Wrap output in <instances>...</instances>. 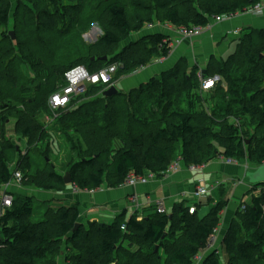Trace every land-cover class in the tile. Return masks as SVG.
<instances>
[{
    "label": "trees",
    "instance_id": "16d2710c",
    "mask_svg": "<svg viewBox=\"0 0 264 264\" xmlns=\"http://www.w3.org/2000/svg\"><path fill=\"white\" fill-rule=\"evenodd\" d=\"M151 2L143 7L151 13L159 12L161 24L190 28L207 26L213 15L245 13L264 0H199L197 10L187 11L179 0ZM12 7L11 0H0V124L16 119V132L30 146L43 139L44 125L38 118L53 114L50 97L62 88L69 69L83 65L95 72L119 64L110 84L87 88V104L71 107L74 99L56 111L65 140L80 158L69 170L77 189L96 190L105 180L109 187L117 188L130 173L163 177L178 158L188 167L204 166L218 157L241 162L247 138L239 126L227 120L220 124L215 116L201 112L193 116L180 108L186 103L180 97L200 87L199 81L188 75L184 58L161 79H155L151 95L144 86L129 96L119 92L104 97L103 92L118 79L171 55L172 39L155 33L132 41L110 58L132 32L153 26V16L139 19L134 26L126 0H23L13 39L11 31L3 30L10 24ZM94 24L99 25L102 34L96 42L86 43L82 36ZM104 56L107 61L101 59ZM24 66L44 75L32 78L24 72ZM209 75L219 76L214 85L220 90L224 91L225 81L241 98V104H229L227 110L231 113L238 107L256 125V139L249 144V154L255 164H264V30H248L227 60L212 57L204 78ZM28 77L34 88L22 82ZM52 78H60L63 83L49 85ZM176 99L180 100L175 104L172 101ZM188 106L194 107L190 102ZM213 126H220V131H212ZM1 135L6 136L5 129ZM116 140L122 147L116 148ZM13 147L0 146V186L12 179L7 150ZM21 168L26 171L23 181L30 178L37 188L61 191L66 187L64 175L55 169L29 173V160H23L17 169ZM261 188L252 204H244L245 210L240 207L232 221L223 241L226 260L216 250L203 264H264V184ZM12 195V206L0 215V264H57L64 250L67 264H162L161 251L163 264H195L196 257L216 236L227 206V201H220L202 218L197 212L191 214L188 206L176 209L172 215L155 213L143 220L128 217L124 211L112 224L94 221L76 229L80 223L76 204L58 210L49 208L44 218L36 221L34 198Z\"/></svg>",
    "mask_w": 264,
    "mask_h": 264
},
{
    "label": "crops",
    "instance_id": "0c3cea01",
    "mask_svg": "<svg viewBox=\"0 0 264 264\" xmlns=\"http://www.w3.org/2000/svg\"><path fill=\"white\" fill-rule=\"evenodd\" d=\"M161 28L158 27L157 30L150 28L149 31L143 29L144 36L141 38L159 32L164 33V28L167 29L165 33L171 35L172 38L171 55L167 58L156 59L136 73L118 79L115 86L119 92L135 88L148 82L151 78L161 79V76L173 69L182 58L186 59L187 63L189 61L190 67L194 68L195 72H201V77H204L212 57L224 61L225 56L232 48L233 41L239 40V43L243 35L250 29L264 30V14L252 16L246 12L240 13L214 26L211 30L205 31L202 35L192 38L180 36L177 27L170 24ZM115 143V146L119 144L116 148L122 147L120 141L117 140ZM53 145L57 147V143ZM54 148L50 146L53 151ZM259 166L258 164L248 165L242 161L228 163L225 157H218L201 166L197 172L190 171L188 166L182 163L181 168L176 172L166 173L163 177L155 176L147 183L136 185L123 184L120 187L111 188L105 180L102 187L96 190H80L71 184L66 185L61 191H46L36 188V190L27 191V194L24 192V187L13 186L4 188V192L23 193L22 195H31L40 202L49 201V208L55 210L76 204L80 212L79 222L88 226L94 221L112 224L124 211L128 212V217L143 220L158 213L156 202L159 200L165 201L169 215H172L178 208L196 206L197 214L202 218L210 212H208L210 207L200 211L199 206L207 198L212 200L208 195L212 190L219 189L220 197H217V200H212L213 204L227 201V206L222 212V220L216 236L212 239L209 247L196 257L195 264H203L204 260L216 250L221 251L222 260H226L223 241L238 209L245 206L244 204H252L253 198L261 193L262 185L257 187L258 185H252L247 180V172L254 171ZM11 167L13 170L14 166ZM198 179H203L209 188L208 197L200 200H197L193 194ZM224 188L227 190L222 192ZM191 201L193 204L190 203ZM161 253L163 254V251ZM62 261L64 262L63 258Z\"/></svg>",
    "mask_w": 264,
    "mask_h": 264
},
{
    "label": "rangeland",
    "instance_id": "374dc122",
    "mask_svg": "<svg viewBox=\"0 0 264 264\" xmlns=\"http://www.w3.org/2000/svg\"><path fill=\"white\" fill-rule=\"evenodd\" d=\"M22 1L23 0H11L12 6H13L12 7L13 16L11 17L9 26L3 28V30L15 32V30L18 29L16 27V24L18 22L17 17L21 16L23 12V7H21ZM126 2L128 3V7H129L128 17L134 26L139 24L138 22L139 19L141 18L148 19L150 16L154 17L155 24L153 26L146 27L145 29L147 31H149L150 28L152 30H157L158 27H162L161 29H163V27L166 25V24H161V22H159V12L154 11L153 13H151L150 11L148 12L144 9L143 6L152 4L151 0H126ZM179 2L181 5V8L185 11L190 10V9L197 10L200 6L199 0H179ZM98 12L99 10H96V13ZM142 32H144V30L132 32L127 38L124 39V41L118 47H116L115 52H113V54L110 55V58L111 57L114 58L121 50H123V48L129 45L132 41L140 40L141 37L144 36ZM165 32H167V29L164 28L163 34H166ZM177 32L181 36L179 32V28H177ZM101 34H102V30L99 27V25L94 24L89 31L83 34L82 39L86 43H94L98 40ZM168 36L171 38V35H168ZM238 41L235 40L232 42V48L230 52H228L227 55L225 56V60H227L236 51V46H237ZM50 58H51V55L50 53H48L47 59H46V64H48V66L50 63ZM184 64H185V67L187 65L188 75L193 77L195 82L199 81L200 87L198 89H192L191 91L186 92V94L180 97V99H184L186 101V103H184L180 108L185 111L190 112L193 116H196L198 113L201 112V113L207 114L208 116H215L216 119L218 120V123L220 124H225L224 120H227V121H230L232 124L239 126L241 128L243 137L247 138L246 153L241 158V161L242 163H245L248 165L255 164L250 158L249 144L252 140L256 139V135H255L256 125L253 124L251 121V118L248 115H244L243 112L238 109V107L235 108L231 113H229L227 110L228 109L227 106H229V104H233V103L241 104L242 100L241 98L238 97L239 95H236V94L234 95L232 93V90L230 89V87L225 81L223 82L224 91L220 90L219 87H217L216 85H214L213 87L209 89H204L203 88V78L204 77H201L202 75L201 72H198V71L195 72L194 68L190 67L189 61L188 63L187 61H185ZM24 70H25L24 72L32 78H37L36 76L41 77L42 75H44V73L40 74V72H36V73L32 72V69L28 66H24ZM116 72L117 71L113 73L112 75L113 77L117 75ZM53 76L54 75L51 74V77ZM211 76L212 75H210V78ZM32 78L28 77V79L26 78L22 82L34 88L35 85L31 83ZM155 79L151 78L148 82L142 83L135 88L127 89V90H120V92L124 93L125 95L127 94V96H129L133 91L145 86V89L147 88L150 90L149 94L151 95V93H153L151 92V90L155 84V81H156ZM50 80L51 81L49 85H53L54 83H56V85L59 86L61 83H63L61 82L60 78L57 81L56 80L54 81L53 78ZM218 80H220V78ZM218 80H216L215 82H217ZM32 95H37V93L33 92ZM84 95L85 94L81 95L80 97H77L76 102L73 101L71 103V107L76 106L78 104L81 106L84 104H87V102H89V99L85 98ZM180 99H176L175 101L173 100L172 102L176 104V102H179ZM189 102L193 103V106H194L193 108H190L188 106ZM163 105L165 106L166 103H164ZM154 109L157 110V107H154ZM47 117L48 116L46 117L41 116L38 118V121L40 122V124L44 125V136H43V139L39 143L33 146H30L28 144L27 139L24 138L22 134H19L16 132V119L11 118L9 122L5 124L4 126H1L0 124V142H2L0 143V146L2 147L4 144L6 145L12 144L14 146L13 147L14 149L7 150V153H8L7 156L9 157V162L11 166H14L15 168H19L23 160H29L32 164V169L30 170L29 173H34L37 169H42V170L46 169V171L55 169L65 176L66 173L69 172L71 164L78 161L80 158H79L78 152L71 151L70 144L65 140L64 134L61 132L62 125L58 123L59 118L53 119V118H50V117L47 118ZM226 117H228V119H225ZM2 129H5V135H6L5 137L1 135ZM211 129L214 132H219L220 126H213ZM54 143H57V147L56 145H53ZM209 145L210 143L207 142V146ZM50 146H52V148L55 147L54 151L50 149ZM116 146H119V144H117ZM219 150L224 151L221 147H219ZM19 170H21L23 175H25L26 171L24 169L21 168ZM192 172H197V171H192ZM29 179L30 178H27L26 181L24 180L21 184L14 182V183H11L10 186H6V185L0 186V197L5 193L4 188L6 187L8 188H11L13 186L24 187L25 193H27V191L30 192L32 189L36 190L37 187L31 184ZM223 190H227V189L226 188L222 189V192ZM15 194H23V193H14V195ZM220 194L221 193L219 189H215V190H212L211 194H209L208 196L211 197L212 200L214 199L217 200V197H220ZM212 200H210L209 198H207V200H203L202 202L203 204L199 206L200 211L201 210L203 211L204 209L210 207L208 210L209 212L211 208L215 205L213 204ZM190 203L193 204L192 201ZM49 204H50L49 201L40 202L38 201L37 198L34 199V208H35L34 219L36 221L44 218L45 212L49 208ZM127 245L128 243H126V246ZM64 255H66V250H64L63 254L58 258L57 264H67L65 261L64 262L62 261V258L64 259ZM117 256L118 255H116V257ZM161 256H162V264H163V262L165 261V256L163 254H161Z\"/></svg>",
    "mask_w": 264,
    "mask_h": 264
},
{
    "label": "built area",
    "instance_id": "2783aa9c",
    "mask_svg": "<svg viewBox=\"0 0 264 264\" xmlns=\"http://www.w3.org/2000/svg\"><path fill=\"white\" fill-rule=\"evenodd\" d=\"M247 14L252 16H259L264 14V2H260L255 6L251 7L246 11ZM232 16L229 15H213L210 17V22L207 26L204 27H181L179 28V32L184 38H192L194 36H200L205 31L211 30L214 26L229 20ZM119 68L118 63L109 64L103 69L95 72H90L88 68L83 65H76L69 69L65 73V83L60 90L55 92L50 97V108L53 112L50 118L56 119L58 116L56 115V111L60 108H65L70 105V103L76 99L77 97L83 95L87 88L91 85H101V84H110L112 80V75ZM219 79V76H214L211 78H203V88L209 89L214 86V82ZM213 83V86L210 84ZM228 163H236L237 160L232 158H226ZM183 163L182 158H178L174 162H172L166 173L176 172L181 168ZM201 166L191 165L189 169L192 171H198ZM155 177L153 174L147 175H136L135 173H130L125 180L126 185H136L138 183H147ZM12 182L22 183L23 182V174L17 168H13V176L11 181L6 185L9 186ZM209 193L208 186L204 183L203 179H199L195 184L194 189V197L197 200H200L206 197ZM13 203V195L11 193H4L0 197V215L5 213V211L12 206ZM157 212L159 214H167V208L164 200H159L156 202ZM246 206H242V210H245ZM189 211L191 214H195L197 212L196 206H190ZM125 228V227H123Z\"/></svg>",
    "mask_w": 264,
    "mask_h": 264
},
{
    "label": "water",
    "instance_id": "95a60500",
    "mask_svg": "<svg viewBox=\"0 0 264 264\" xmlns=\"http://www.w3.org/2000/svg\"><path fill=\"white\" fill-rule=\"evenodd\" d=\"M13 39L16 38V34L14 31L10 32ZM102 60L107 61L108 57L104 56L101 58ZM119 93L118 88L115 85L110 86L107 90L103 92L104 97H113ZM247 180L252 185H262L264 184V164L260 165L256 170L254 171H248L247 172ZM65 184L71 185L73 184V179L70 172H67L64 176ZM81 225V223H78L76 226V229ZM159 247L157 248V250Z\"/></svg>",
    "mask_w": 264,
    "mask_h": 264
},
{
    "label": "bare ground",
    "instance_id": "6f19581e",
    "mask_svg": "<svg viewBox=\"0 0 264 264\" xmlns=\"http://www.w3.org/2000/svg\"><path fill=\"white\" fill-rule=\"evenodd\" d=\"M210 86H213V83H211Z\"/></svg>",
    "mask_w": 264,
    "mask_h": 264
}]
</instances>
